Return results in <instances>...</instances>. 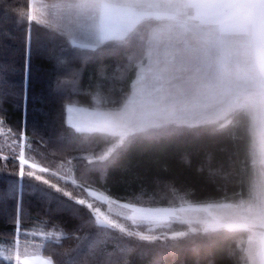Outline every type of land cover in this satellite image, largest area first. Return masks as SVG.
I'll list each match as a JSON object with an SVG mask.
<instances>
[{
  "label": "trees",
  "instance_id": "1",
  "mask_svg": "<svg viewBox=\"0 0 264 264\" xmlns=\"http://www.w3.org/2000/svg\"><path fill=\"white\" fill-rule=\"evenodd\" d=\"M28 5L0 0V121L14 137L25 131L31 156L48 168L69 166L85 187L150 207L251 197L264 169L254 163L250 119L242 110L214 123L139 134L102 169L93 163L118 137L73 129L65 120L66 106L119 109L144 63L146 44L129 40L108 42L97 52L74 49L58 31L29 23ZM38 38L50 56L38 52ZM9 44L17 51L12 61L4 55ZM36 65L47 72L48 94L46 84L34 80ZM40 226L60 235L43 243L42 255L53 264H247L243 228L140 241L102 228L85 207L31 177L21 178L16 157L0 156V242ZM0 264L11 263L0 258Z\"/></svg>",
  "mask_w": 264,
  "mask_h": 264
},
{
  "label": "snow or ice",
  "instance_id": "2",
  "mask_svg": "<svg viewBox=\"0 0 264 264\" xmlns=\"http://www.w3.org/2000/svg\"><path fill=\"white\" fill-rule=\"evenodd\" d=\"M52 7H62L73 25L59 26L55 23L56 13L50 12L49 6L41 5L36 9L31 3L28 22L36 20L34 11L48 15L51 21L48 26L57 27L74 49L97 52L103 51L102 46L108 42L127 43L129 40H138L141 47L145 44L148 47L149 65L140 68L133 94L124 108L110 117L97 113L90 127L78 128L81 132H107L118 137L107 151L92 161L101 169L126 141L139 134L158 135L170 126L194 127L214 123L231 112L243 109L264 111V0H215L211 3L194 0H65L62 6ZM203 8L220 10L221 14L229 16L234 22L231 30L221 28L216 31L201 26L216 23L214 18L202 19L201 25L189 27L190 20L200 18L198 14L192 15L193 10L198 13ZM152 20L162 23L153 25L149 22ZM84 38L89 42H82ZM96 102L101 103V98L96 97ZM211 108L216 110L209 114ZM68 110L71 111V107ZM18 143L16 160L21 178L25 175L34 177L75 205L89 209L96 224L102 228L118 229L120 233L140 241L169 238L126 230L117 221L103 215L100 208L94 207L88 199L74 194L83 187L77 181H72L73 190H69L37 174L57 175L48 167L33 162L31 155L26 154L24 130L19 133ZM26 168L31 170L26 171ZM84 191L92 201L116 203L90 187ZM121 207L131 210L132 215L126 218L134 226L138 221L160 226L174 217L173 212L165 209L136 207L128 203L121 204ZM250 207L257 215L264 216V200ZM16 230L21 231L19 222ZM209 230L217 228L207 224L204 231ZM186 235L180 231L170 238L175 240ZM246 251L253 264L257 258L260 264H264V251L259 253V257L252 248ZM14 259L16 264H53L52 259L41 255L25 253L22 257L19 250Z\"/></svg>",
  "mask_w": 264,
  "mask_h": 264
},
{
  "label": "rangeland",
  "instance_id": "3",
  "mask_svg": "<svg viewBox=\"0 0 264 264\" xmlns=\"http://www.w3.org/2000/svg\"><path fill=\"white\" fill-rule=\"evenodd\" d=\"M194 2L211 3V2H215V0H212V1L194 0ZM30 3L33 4L36 9H39L41 5L49 6L50 12L56 13L57 19L55 23L58 24L59 26L71 27L73 25L72 19L68 16L67 12L62 7H56V8L52 7L53 5L62 6L63 3H65V0H28V4ZM28 11H29V5H28ZM216 11H217L216 14L218 15L215 14L212 18H214L217 22L214 24H209L208 28L210 27L216 31H219L225 25L227 26L234 25L233 20L229 16L226 17L225 15L221 14L219 10H216ZM33 14L36 16V20L32 22L45 26L49 29L56 30L58 31V33L61 34V32L57 29V27L48 26L49 23L51 22L48 15H43L39 11H34ZM202 19L204 18L202 17ZM149 22L153 23L154 25H159L160 23H162L161 21L158 22V21H153V20ZM230 22L232 24H230ZM188 24H189V27L201 25V20L199 19L190 20ZM205 24L201 26H204ZM6 25H4V29L6 27L9 28V26H6ZM215 26H219V27H215ZM5 35L6 34H4V36ZM82 42H86V38H84ZM35 45H36V49L38 50V52L40 54H43L42 56L44 58H46L45 56H50L48 54V52H50L49 46L45 42H40L38 38L36 39ZM13 47H14L13 45L9 44V46H6L5 51H4V55L7 58H9L10 61L14 60V57L17 54V51ZM34 53H35V48H34ZM144 58H145V62L138 65V73L141 67H147L149 65L147 45H145ZM153 58H155V56ZM55 66L56 68L59 66L58 63H56V61L54 64V68ZM34 72L36 73V74H33V77L35 78L34 80L45 83L46 85H45L44 92L48 94L50 88L48 86L47 81L44 80L47 77L46 76L47 72L45 71L43 72V69L38 67V65L34 66ZM133 91H134V86H133L132 92L130 93V96L125 101V103L119 109H115V110H108V109H103L100 107H85V106H80V105H75V104L67 105L66 111H65L66 123L77 131L79 127H90L91 122L95 120L97 113H103L108 117H110L114 113H119L124 108V106L127 104L129 98L133 94ZM69 107H71L72 109L71 111L68 110ZM215 110H216L215 108L209 109L208 110L209 114L214 113ZM242 111H244L249 116V119H250L249 121H250V131L252 135V147L254 151V155H253L254 163L255 165L259 164L264 169V111L260 110L259 108L243 109ZM231 113H234V112H231ZM104 133H107V132H104ZM25 139H26V145H25L26 154H29L28 153V149L30 147L29 141L26 137ZM18 155H19L18 137H14L3 126V124L0 121V156L4 158V157H9V156L17 157ZM31 158L33 162L40 163L33 156H31ZM41 166L47 167L42 164ZM49 169L51 171L56 172L57 175L53 177L51 176L50 173H37V174L42 175L45 178L51 179L54 182H57L58 184L64 185L69 190H73L72 181L75 180V178L69 166H65V164H63V165H58L55 168H49ZM29 170L31 169L26 168V171H29ZM259 174L260 176H258V180L253 184L251 188V190H253L251 192L252 193L251 197L247 199H243V200H238L236 202H218V203L212 202V203H207V204H192L189 202H184L180 204L179 206L150 207V206H145L142 204H135V203L127 202V201H119V200H116L106 195L104 192L100 190L90 187L91 190L108 196L111 200H115L116 203L103 204L99 201H92V198L88 197L87 192L84 191V188H87L88 186L86 187L83 186L79 190L74 191V194L80 195L83 198L88 199L90 202L94 204V207L100 208L101 213L103 215L108 216L110 219L117 221L122 226H124L126 230L139 231L145 235H157L161 237H171L173 236L175 232H180V231H183L185 233L205 232L204 229L207 226V224H213L216 226L217 229L218 228H229V229L243 228L248 231V240H247L246 250H248L249 248H252L258 254V257H259L258 250H259L260 245L258 242V238L259 239L264 238V231L263 230H259L255 232H252V231L256 230L258 227L264 228V216L257 215L254 211L251 210V207H250L253 204H258L261 200H264V171L260 170ZM25 177H28V176L25 175ZM31 178L34 179V177H31ZM123 203H128L136 207L169 210L174 213V217L171 218L170 221L160 226L150 225L146 222H140V221H138L137 225L134 226L132 224V221L126 218L127 216L132 215L131 210L121 207V204ZM89 212L94 217L93 213L90 210ZM94 220H95V217H94ZM190 229H195L196 231L191 232L189 231ZM114 230L119 232L118 229H114ZM209 231H212V230H209ZM250 231L252 232L251 234H249ZM59 236H60L59 234L54 235L52 232H45L42 226L36 227L29 231L21 232L13 240H10L8 242H5V241L0 242V258H2L4 261L8 263L16 264L14 257L16 255L17 250H19L22 257L25 253H27L29 256L31 255L43 256L42 255L43 243L47 239L57 238ZM132 238L137 239L136 237H132ZM17 240H19V244H17ZM43 257L46 258L45 256ZM249 264H253V261L250 259H249ZM255 264H260L259 258L256 259Z\"/></svg>",
  "mask_w": 264,
  "mask_h": 264
},
{
  "label": "crops",
  "instance_id": "4",
  "mask_svg": "<svg viewBox=\"0 0 264 264\" xmlns=\"http://www.w3.org/2000/svg\"><path fill=\"white\" fill-rule=\"evenodd\" d=\"M210 1H212V0H210ZM220 11V10H219ZM216 10H213V9H206V8H203V9H200V10H198V13H197V11L196 10H193V12H192V15L193 16H196L197 14L199 15V17L200 18H198L199 20H202V17L204 18L203 20H208L209 18H212L215 14H216ZM216 15H218V14H216ZM226 16V15H225ZM227 17V16H226ZM153 21H156V20H153ZM158 22H160V21H158ZM153 24V23H152ZM230 24H232L231 22H230ZM154 25V24H153ZM208 25L209 24H205L204 26H202L203 28H208ZM215 27H219V26H215ZM233 26L232 25H229V26H227V25H225L224 27H222L225 31H229V30H231V28H232ZM86 42H89V41H87V39H86ZM147 52V51H146ZM144 62H145V60H144ZM137 75H138V70H137ZM136 78H137V76H136ZM135 81H136V79L134 80V82H133V84H132V89H133V86H134V83H135ZM132 89H131V92H132ZM71 105H73V104H71ZM66 111V110H65ZM259 230H263L264 231V228L263 227H258L256 230H253L252 232H255V231H259ZM251 231H250V233L249 234H251L252 233ZM261 238V237H260ZM247 240H248V237H247V239H246V243H245V253H246V246H247ZM258 242H259V245H260V247H259V250H258V253H261L262 251H264V238H261V239H259L258 238ZM261 245H262V247H261ZM261 248V249H260ZM246 257H247V264H249V258H248V256H247V253H246Z\"/></svg>",
  "mask_w": 264,
  "mask_h": 264
}]
</instances>
